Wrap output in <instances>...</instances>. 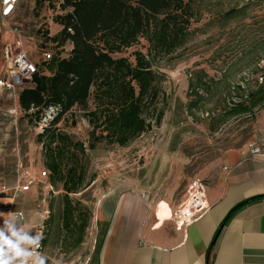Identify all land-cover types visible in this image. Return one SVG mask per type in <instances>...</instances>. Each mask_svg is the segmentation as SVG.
I'll return each instance as SVG.
<instances>
[{
    "label": "rangeland",
    "instance_id": "rangeland-1",
    "mask_svg": "<svg viewBox=\"0 0 264 264\" xmlns=\"http://www.w3.org/2000/svg\"><path fill=\"white\" fill-rule=\"evenodd\" d=\"M62 1L21 0L14 18L6 26H0V30L11 31L21 40L22 48L40 71L45 68L42 52L57 51L45 39L56 32L54 18L65 13L60 10ZM191 10L194 13L191 38L184 50L178 52L181 57L153 63L154 72L161 76L160 87L165 95L160 126H153L128 147L101 144L86 153L88 174L94 176V181L70 197L92 215L99 195L120 185L124 179L143 189L150 205L174 211L173 207L184 200L191 180L199 179L209 188L220 179L227 151L253 142L262 144L264 149V106L224 124L217 125L216 121L226 98L230 103L241 96L245 100L264 81V0L194 1ZM233 11L236 12L232 14ZM14 42L13 39L9 44ZM146 48L147 43L141 39L138 45L113 57L134 63L133 53L145 54ZM68 51L66 46L61 56L65 57ZM197 75H205L204 81L212 82L211 94L203 93L205 100L199 110L189 111L187 106L192 98L188 85ZM25 82L24 87H28L30 81ZM15 102L14 94H0V134L7 137L8 145H19L22 156L29 146L37 145L36 136L50 118L48 113L41 123L28 122ZM58 127L87 146L91 129L82 112L73 109ZM28 165L36 174L45 170L34 158ZM40 188V192L46 193L51 219L45 228L43 251L36 264H84L92 246L93 218L81 246L64 253L60 246L64 193L59 185L53 188L49 179L41 180Z\"/></svg>",
    "mask_w": 264,
    "mask_h": 264
},
{
    "label": "trees",
    "instance_id": "trees-1",
    "mask_svg": "<svg viewBox=\"0 0 264 264\" xmlns=\"http://www.w3.org/2000/svg\"><path fill=\"white\" fill-rule=\"evenodd\" d=\"M194 1L203 0L62 1L60 10L65 13L53 20L60 30L45 39L57 51L50 61L43 62V71L37 65L30 87L18 95V105L28 122L41 123L49 113L50 119L36 136V143L42 148L50 185L61 186L64 193L60 218L64 253L81 246L93 218L70 197L94 181V176L88 174L87 151L101 144L128 147L153 126H160L165 95L153 63L181 57L178 52L191 38ZM141 39L147 43L146 53L135 51L134 63L113 57L138 45ZM66 46L69 51L63 57ZM205 79V75H197L189 82V111L199 110L205 100L203 93L211 94L212 82ZM239 98L235 103L227 98L221 103L217 125L263 107L264 81L245 100ZM73 109L82 112L91 129L87 146L58 127ZM50 214L45 220L42 244Z\"/></svg>",
    "mask_w": 264,
    "mask_h": 264
},
{
    "label": "crops",
    "instance_id": "crops-1",
    "mask_svg": "<svg viewBox=\"0 0 264 264\" xmlns=\"http://www.w3.org/2000/svg\"><path fill=\"white\" fill-rule=\"evenodd\" d=\"M56 28L58 32L60 27ZM14 36L0 30L4 44L15 41ZM8 69L0 51V79H9ZM24 88H0V94H14L19 107L18 95ZM247 146L225 153L220 179L206 190L209 211L183 230L170 220L174 211L150 205L145 191L124 178L102 192L95 203L92 246L84 264H264V149L261 144V153L251 156ZM41 151L37 144L21 156L19 145H8L0 134V230L6 236L8 228L15 231L10 238L24 253L31 243L22 237L34 238L43 230L48 206L40 182L20 191L18 171L20 167L34 171L28 165L33 158L43 167ZM2 248L0 244V252ZM10 257L18 259L14 251L0 254V259Z\"/></svg>",
    "mask_w": 264,
    "mask_h": 264
},
{
    "label": "built area",
    "instance_id": "built-area-1",
    "mask_svg": "<svg viewBox=\"0 0 264 264\" xmlns=\"http://www.w3.org/2000/svg\"><path fill=\"white\" fill-rule=\"evenodd\" d=\"M21 0H0V26L7 25V22L12 20L18 5ZM0 51H2L3 60L9 65V79H0V88L12 91L17 87H22L26 84L25 81H31L32 75L37 71V63H34L22 48L21 40L17 39L14 45L4 44L0 38ZM41 58L44 62H48L52 58V54L48 51H43ZM50 118V117H49ZM248 153L251 156H257L261 153L262 146L260 143L253 142L247 144ZM49 178V173L46 170L36 174L30 168L20 167L18 171V185L20 191L27 192L37 182ZM207 187L199 179H193L189 182L186 188L184 200L176 207L170 220L174 223L176 229L183 230L199 219H201L210 209V204L206 199ZM45 219L49 215V211L43 213ZM18 218L22 219L19 214ZM41 237L40 241L31 243L26 255L15 259L8 258L9 264H20L21 260H25L27 264L35 263L41 256L43 251V230L38 233ZM37 234V235H38ZM37 235L35 237H37ZM34 237V238H35Z\"/></svg>",
    "mask_w": 264,
    "mask_h": 264
},
{
    "label": "clouds",
    "instance_id": "clouds-1",
    "mask_svg": "<svg viewBox=\"0 0 264 264\" xmlns=\"http://www.w3.org/2000/svg\"><path fill=\"white\" fill-rule=\"evenodd\" d=\"M6 227H7V225H6ZM8 232L10 233V236H6L4 233V230H0V244H2V246H3L2 252H0V254L14 251L15 256H17V257L26 255L18 247L17 243H13L11 238H10V237H15L16 232L12 231L11 228H8ZM22 239H26L30 243H36V242L40 241L41 237L38 234L37 237H35V238L22 237ZM0 264H9V259H0ZM20 264H27V262L25 260H21Z\"/></svg>",
    "mask_w": 264,
    "mask_h": 264
},
{
    "label": "bare ground",
    "instance_id": "bare-ground-1",
    "mask_svg": "<svg viewBox=\"0 0 264 264\" xmlns=\"http://www.w3.org/2000/svg\"><path fill=\"white\" fill-rule=\"evenodd\" d=\"M29 264H33V263L31 262V263H29Z\"/></svg>",
    "mask_w": 264,
    "mask_h": 264
}]
</instances>
